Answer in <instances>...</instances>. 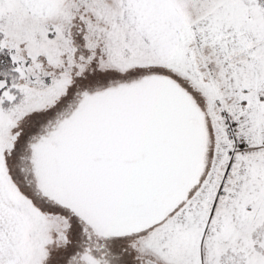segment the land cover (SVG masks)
Listing matches in <instances>:
<instances>
[{
  "label": "snow or ice",
  "instance_id": "snow-or-ice-1",
  "mask_svg": "<svg viewBox=\"0 0 264 264\" xmlns=\"http://www.w3.org/2000/svg\"><path fill=\"white\" fill-rule=\"evenodd\" d=\"M0 264H264V0H0Z\"/></svg>",
  "mask_w": 264,
  "mask_h": 264
}]
</instances>
